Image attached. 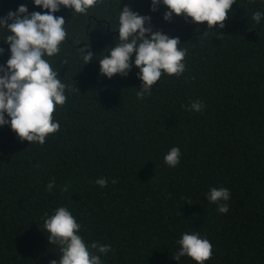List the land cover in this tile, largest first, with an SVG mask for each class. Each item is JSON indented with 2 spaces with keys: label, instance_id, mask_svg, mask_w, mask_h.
<instances>
[{
  "label": "trees",
  "instance_id": "obj_1",
  "mask_svg": "<svg viewBox=\"0 0 264 264\" xmlns=\"http://www.w3.org/2000/svg\"><path fill=\"white\" fill-rule=\"evenodd\" d=\"M21 4L46 11L34 0H0V16ZM125 6L168 22L162 0L155 12L152 0H98L86 14L61 6L55 15L68 35L58 54L45 56L67 85L53 116L59 131L41 145L0 126V264L58 260L44 221L59 207L88 245H111L107 254L92 249L101 264H197L173 258L186 232L211 243L204 264H264V16L252 18L264 0H236L223 29L173 14L185 71L162 73L143 99L135 54L128 76L100 74L99 59L120 42ZM10 34L0 28V64L10 57ZM86 45L94 58L85 65ZM197 100L201 111L190 110ZM173 147L181 151L175 167L164 159ZM212 188H227L229 200L210 201Z\"/></svg>",
  "mask_w": 264,
  "mask_h": 264
},
{
  "label": "clouds",
  "instance_id": "obj_2",
  "mask_svg": "<svg viewBox=\"0 0 264 264\" xmlns=\"http://www.w3.org/2000/svg\"><path fill=\"white\" fill-rule=\"evenodd\" d=\"M98 0H34L37 7L46 10L29 12L26 5L21 4L17 10L0 16V28L6 29L10 35L4 42L10 46V57L6 64H0V126L10 125L21 141L45 143L46 138L60 129V123L54 121L56 106H63L67 100V85L58 78L59 73L53 70L45 56L53 57L61 51V44L68 35L64 25L66 20L55 13L61 6L74 13L86 14ZM168 9L163 16L171 22L173 14L182 16L186 21L208 25V30L219 25L225 27L229 12L236 0H162ZM161 0H152L151 11L158 10ZM264 12L256 11L253 19L260 23ZM150 25L151 16H142L125 6L119 16V43L110 48L109 54L99 59L100 74L111 79L119 74L128 76L134 65L139 68L137 78L142 81L137 96L143 99L144 94L151 93L152 86L161 78L162 73L179 76L185 71L183 63L187 49H181L179 37L170 38L162 30L153 31ZM206 32V31H205ZM83 56L85 65L94 58V53L86 45ZM0 47V55L5 54ZM203 105L197 100L191 104L193 111H201ZM6 115L9 119H6ZM181 151L173 147L164 157L167 165L175 167L180 163ZM100 187H107L104 177L96 180ZM117 183L116 180L112 181ZM55 186L53 181L48 190ZM67 191V188H65ZM230 192L227 188H212L208 199L214 203L228 201ZM218 211L227 213V203H218ZM44 230L49 243L59 245L61 255L50 264H101L99 253L107 254L111 245H99L93 242L88 245L81 235V225L66 207H59L50 217L46 216ZM179 250L173 255L176 261L188 256L197 264H204L212 254V245L199 233H184L178 241Z\"/></svg>",
  "mask_w": 264,
  "mask_h": 264
},
{
  "label": "water",
  "instance_id": "obj_3",
  "mask_svg": "<svg viewBox=\"0 0 264 264\" xmlns=\"http://www.w3.org/2000/svg\"><path fill=\"white\" fill-rule=\"evenodd\" d=\"M177 25L175 22H151L150 25L146 22V27L150 26L153 31L162 30L166 35L171 38V29Z\"/></svg>",
  "mask_w": 264,
  "mask_h": 264
}]
</instances>
